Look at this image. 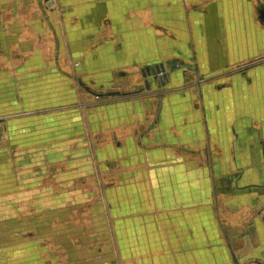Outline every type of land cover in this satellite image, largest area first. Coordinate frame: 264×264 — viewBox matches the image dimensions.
<instances>
[{"label":"crops","instance_id":"obj_1","mask_svg":"<svg viewBox=\"0 0 264 264\" xmlns=\"http://www.w3.org/2000/svg\"><path fill=\"white\" fill-rule=\"evenodd\" d=\"M42 39L48 42L47 50L37 47ZM49 50L58 54L50 63L44 61ZM262 57L264 0H0V183H6L4 167L23 129L16 116L24 102L35 110L57 104L56 89L78 100L79 86L106 84L114 75L125 78L126 71H138L134 80L143 85L148 81L151 88L145 94L160 92L158 121L169 128L175 126V118L179 126L191 119L197 127L201 116L206 134L208 176L197 172L198 193L193 198L198 207L209 200V208H198L189 226L192 240L198 230L206 242L190 243L185 236L176 241L180 246L170 256L169 241L160 235L151 255L164 256L160 264H264V60L253 63ZM66 59L75 64L68 75L58 71L59 62ZM167 60L194 67L195 89L168 97L165 89L190 81L185 71L169 72L163 84H156L147 70L155 65L165 68ZM133 100L131 109L117 105L101 112L148 116L143 106L148 109L154 99L141 100L139 107ZM137 124L140 130L142 123ZM116 146L121 147V141ZM215 150L224 156L222 165L215 160ZM216 167L235 170V175L218 184ZM2 191L1 200L7 199V188ZM222 209L229 219L222 217ZM110 231L114 237V227L107 235ZM28 234L33 237L35 230ZM106 247L101 262L113 264L110 250L118 251L116 242ZM189 247L193 256L185 253ZM88 263L81 259L77 264Z\"/></svg>","mask_w":264,"mask_h":264},{"label":"rangeland","instance_id":"obj_2","mask_svg":"<svg viewBox=\"0 0 264 264\" xmlns=\"http://www.w3.org/2000/svg\"><path fill=\"white\" fill-rule=\"evenodd\" d=\"M47 43L42 39L36 44L47 50ZM57 55L49 50L44 61L50 63ZM28 59L25 56L26 63ZM59 64L62 68L58 71L67 75L75 66L69 59ZM166 66L154 79L156 84H163L169 72L184 71L191 83L165 89L168 97L195 89L198 79L191 64L167 60ZM125 73V78L114 75L106 84L79 86L78 100L56 89L57 104L35 110L23 103L20 116H16L23 129L17 132L15 149L4 167L7 184L0 183L4 206L0 208V264H77L81 259L102 264L106 246L111 248L114 241L120 260L111 248L113 264H160L164 256L150 253L160 235L169 241L166 254L170 256L178 251L176 241L182 242L185 236L191 239L194 213L209 208L210 202L205 200L198 207L193 198L198 193L197 172L208 176L201 116H197V127L191 119L179 126L175 118V126L167 128L156 119L162 118L157 104L160 92L145 94L151 88L147 82L143 85L140 79L134 80L138 71ZM10 75L20 77L21 73ZM147 98L154 99L148 109L143 106L148 116L101 112L117 105L131 109L133 99L139 107ZM138 122L142 123L140 130ZM116 141L122 146L117 147ZM214 155L218 166L222 165L224 156L216 150ZM215 170L218 184L235 175L232 169ZM4 188L9 197L1 200ZM219 192L223 203L224 187ZM222 217L230 218L226 209H222ZM112 227L114 237L111 231L106 233ZM30 230H35L33 237ZM194 232L203 245V233ZM41 245L44 248L40 249ZM194 252L191 247L185 250L188 256Z\"/></svg>","mask_w":264,"mask_h":264},{"label":"water","instance_id":"obj_3","mask_svg":"<svg viewBox=\"0 0 264 264\" xmlns=\"http://www.w3.org/2000/svg\"><path fill=\"white\" fill-rule=\"evenodd\" d=\"M162 65H155L151 69H148L147 72L150 74L152 73L153 75H156L157 73L161 72ZM147 85L149 86V82L147 81ZM110 95L116 94V92H111L109 93Z\"/></svg>","mask_w":264,"mask_h":264},{"label":"bare ground","instance_id":"obj_4","mask_svg":"<svg viewBox=\"0 0 264 264\" xmlns=\"http://www.w3.org/2000/svg\"><path fill=\"white\" fill-rule=\"evenodd\" d=\"M162 66H163V65H162ZM162 68H163V67H162ZM162 68H161V72H162V70H163ZM150 76H152V77L155 79V78H157V77H160V73H157L156 75H153V74L150 73Z\"/></svg>","mask_w":264,"mask_h":264}]
</instances>
